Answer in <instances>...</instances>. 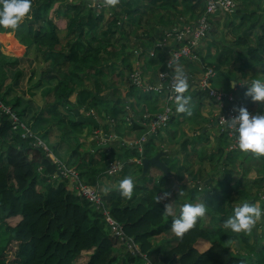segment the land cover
I'll use <instances>...</instances> for the list:
<instances>
[{
    "label": "trees",
    "instance_id": "16d2710c",
    "mask_svg": "<svg viewBox=\"0 0 264 264\" xmlns=\"http://www.w3.org/2000/svg\"><path fill=\"white\" fill-rule=\"evenodd\" d=\"M58 1L32 0L30 18H25L14 31L0 28V34H9V42L11 34L15 36L19 45L11 47H20L23 54L10 56L0 46V226L3 227L0 264H75L86 252L89 255L85 264H264V215L248 233L235 234L224 228V221L234 207L242 202L254 203V199L264 195V156L242 152L238 146L230 151L219 147L212 164H218L223 177L216 183V188H211L209 178L205 179L203 188L199 190L197 181L204 179V170L201 163H195L199 165L196 168L193 160L189 159L196 155L202 162L205 153L196 152L194 137L190 142L187 138L182 142L185 151L181 149L178 165L167 163L169 159H176L170 158L173 150H166L161 156L168 173L159 169L158 186L152 188L149 182L153 177L149 176V171L151 167H157L149 166L143 173L142 163L137 161L151 158L155 152L165 151L164 148L156 149L149 140L140 151L121 141L109 140L108 147L95 150L100 140L93 139L91 152L84 150L73 165L70 159L65 163L79 173L80 182L98 190L114 160L117 163L124 161L117 174L123 172L124 175L135 176L131 199L121 196L119 186H107L101 196L103 206H100L79 197L70 189L69 179L61 174L60 163L38 145L37 135L22 136L25 129L20 121L25 109H19V106L25 92L30 95L40 93L44 98L45 106L34 117L35 121L44 125L48 118L51 121L58 118L55 125L64 130V134L79 138L84 133L93 136L94 131H101L104 136L114 132L124 140L139 134L145 129L146 122L138 125L132 120L126 130H121L126 124L125 108L132 110L146 105V112H156L157 93L160 92L156 95L144 92L132 83L131 78L124 76V73H132V56L137 55L141 62L144 56L149 55L146 71L151 70L155 75L152 68L161 63L160 66L164 65L160 70L173 76L177 67L164 63L162 59V51L169 52L170 48L157 42L163 39L167 43L165 38L174 37L183 30L184 24L194 27L205 11V0H118L114 6L102 0L105 7H89L86 0L84 5L80 0L66 1L63 3V15L68 17L64 29L59 28L49 16ZM234 9L232 15L226 13L224 16L220 11L209 18V35L202 42L206 45L194 50L199 57L197 61H200L198 67L202 65V72L213 67L216 74L217 71L221 74L223 87L217 88L214 83L212 86L223 94V100L227 101L228 97L226 86L234 82L235 88L230 90L233 97L250 113L263 112L264 106L245 95L247 84L240 83L246 80L250 84L254 79L264 81V0H246ZM106 12L110 14L107 18ZM222 19L226 23V33L218 30V20ZM218 34H221L220 39ZM175 42L172 48L187 44L186 38ZM23 63H27L29 72ZM191 71L195 72L194 66ZM26 77L27 81H24ZM111 79L115 82L112 83ZM146 83L158 84L155 77H150ZM121 86L126 91L119 96L118 87ZM103 87L108 91L105 95L101 93L104 92ZM12 90L19 92L15 95ZM12 93L13 98L9 99ZM207 96L210 98L208 90L197 91L191 98L193 105ZM75 108L82 116L90 113L94 118L96 113L93 110H96L98 115H103V121H99L97 127L78 122L73 111ZM133 113L136 119L149 120L142 117L141 111ZM106 119L109 123H105ZM214 119L217 121L216 117ZM173 121L172 117L169 125ZM88 129L93 132L87 133ZM224 131L222 128L219 137L227 146L230 139ZM165 133L168 137L177 138L176 132L173 134L166 130ZM204 137L203 140H207L208 136L204 134ZM172 140L175 139H168ZM92 152L97 157L95 160L91 157ZM254 159L258 160L259 167L251 166ZM138 170L143 173L141 176H136ZM187 170L189 177L196 180V188L187 190L185 187L183 190L181 185L182 191L178 192L190 203L204 202L207 212L183 237H176L171 224L179 214L174 213L171 202L177 203L176 208L184 202L172 193L160 202L157 197L163 194V189L180 186ZM253 170L255 176L252 181L248 176L245 179ZM172 177L175 185L170 183L174 181ZM105 180L111 185L118 182L116 177ZM244 180L248 183L245 186ZM249 187H255L257 193L244 194L243 191ZM194 190L200 194L196 196ZM168 205L172 208V215L165 211ZM260 208L264 209L262 197ZM104 209L121 227L122 236L112 233ZM163 233L165 237L155 243V238ZM172 240L174 245L167 247L166 243ZM238 240L242 250L228 247ZM130 241L137 245L136 253L125 250Z\"/></svg>",
    "mask_w": 264,
    "mask_h": 264
},
{
    "label": "rangeland",
    "instance_id": "374dc122",
    "mask_svg": "<svg viewBox=\"0 0 264 264\" xmlns=\"http://www.w3.org/2000/svg\"><path fill=\"white\" fill-rule=\"evenodd\" d=\"M66 1L72 3V1H75V0H65V1L59 0L58 2H56L54 4L53 8L49 12V16L53 19V21L56 23V25L61 29H64L66 27V23H67L68 15L67 16L63 15V13H64L63 12V9H64L63 3ZM86 1L80 0V3L84 5V2L86 3ZM233 1H234V4L236 5L235 7H237V5L240 2H243L245 0H240V1L237 0L239 2H237L235 0H233ZM98 3L101 4L102 0H98ZM243 3H245V2H243ZM94 4L90 3L89 5L92 7L93 6L97 7V5L96 4L94 5ZM89 5L87 4V6H89ZM234 11H235V9H233L232 12H228V13L230 15H232V13ZM225 14L226 13H224L223 15L225 16ZM109 15L110 14L108 12L105 13L106 18L109 17ZM218 22L220 25L218 27V30L223 32V33H226L227 27L225 26V24H226L225 21L222 19V20H218ZM186 27H184V25H183V29H185ZM177 34L174 37L167 36L165 38L167 43L162 39L161 41L157 42V44L162 45V46H166V44H167L168 47L170 48V50L172 49L171 51L169 50V52L164 51V50L162 51V59H164V63L170 64V65L173 64L175 67L182 68L183 71L185 72V74H191L192 76H194V78L190 79V81L192 83L189 82V88H188V91L186 93V95H188L192 98L193 95L197 91L208 90V89H204V86H201L202 81H203V77H204V73L206 70H204L202 72L201 71L203 69L202 65L200 67H198L200 65V61H197L199 59V57H197L196 59H192V60H187V59H183V60L179 59L178 60L175 58L173 51H175L178 48H176V47L172 48L173 47L172 45L176 44L175 41H176ZM7 35H9V34H5V33L0 34L1 50H3L5 53H8L10 56H22L23 54H22L20 47L19 48L16 47V49L11 47V45L14 46V45L18 44V43H16L17 39L14 38L15 36L13 34H11V36L9 37L11 39V41L9 42V40L7 39ZM218 38L219 39L221 38V34H218ZM11 49H14V50H11ZM204 53L205 52H203V55H204ZM149 59H150V56L146 55V56H144L143 60L140 62V58H138L137 55H133L132 56V69H133L132 73H131V75L124 73L125 77L131 78L132 83H134L133 78H132V74L134 71H140L141 72V75L143 76L142 79H143V81H145V83L147 81H149L150 77L151 78L155 77L156 83L157 82L160 83L157 86H150L151 88L148 87V85L143 84L141 89H140L144 92H148V93L152 92L155 95L157 92H160V93H157L159 95V100H157V103H156V107H158V111L153 112V113L146 112L147 111L146 107H145L146 105H140L138 107H135L132 110H130L128 107L125 108L127 111L126 124H124L122 126L121 130H123V129L126 130V126L128 124L130 125L132 120H133V122L136 121V123L138 125H145L144 122H146V125L144 127L145 129L142 130L139 134H137L135 132L136 134H134L130 139L124 140L123 138L117 136L116 133L110 132V134H109L110 138L107 141H106L105 136L102 134L101 131H94L93 136L87 135L86 133H84L82 135H79V138L76 136H73V135L64 134V130H60V127L55 125V122L58 121V118L54 119L53 121H51V118H48L49 120L44 125H42V124L40 125V123L35 121L34 117H36V115L39 113L40 109H43V107L45 106L44 105V98L40 93H37L35 95H30L29 93L25 92L26 96H24V100L21 103V105L19 106V109H25L24 117L20 121L21 127L23 129H25V132L22 134V136L28 137L30 134L37 135L36 139H37L38 145L44 147L46 149L45 151L49 153V155L52 157V159L55 162L60 163L59 164L60 168L66 169V171H64L63 173H67V175L69 176L70 179H71V174L74 176L77 175L78 177L76 179H78L79 173L76 170H74L72 167H67L65 165L66 161H68L70 159L69 161L71 162L72 165L75 162H77L80 155L82 156V154L84 153V150H88V149L90 150V147H91L90 142L93 139H96V141L100 140V145L108 144L109 140L121 141L122 144L137 147L140 151L143 150L144 144L150 140L152 145L155 148L156 147L157 148H164L165 151L162 150L163 152H166V150H173L174 153L170 155V158H176V159H169V161L167 163L169 165H175L176 166L179 164V161L177 160V158H180L181 149L183 151H185V148L183 147V144H182L183 140H186L188 138L189 140H187V142H190V139L192 137H194L196 139V143H195V147L197 148L196 152H199V153L204 152L205 153V154L203 153L204 157H203L202 162L199 160L198 157L196 158V155L193 159H189V161L193 160L194 164L195 163H201V166L204 170V175L202 176L204 179L197 181L198 185L200 186V187H198V189L200 190L201 188H203V186H204L203 182L207 178H209L212 182L211 188H216V186H217L216 183L218 181H220L223 177V173H222L221 169L218 168V164H215V165L212 164L213 160L216 159V156L218 153L217 152L218 148L222 147V149L224 148L225 150L230 151L232 148L235 149V147L237 145L235 143L236 141L233 140L232 137H230L229 133H227L228 137H229V139H232V140H230V144L227 146L224 144L225 142L222 141V139L219 137V136H221L220 133L222 132L223 127H222V124H220L219 122H217L214 119V117H216V119H217V115H219V113H220V108L216 106L217 105L216 103H214L215 105L212 106L211 102L214 100L211 97L209 98L207 96L211 101H207V100H209L208 98H202L201 100H198L197 102H195V105H193L192 100H191V102H190V110L192 113L191 116H188L184 113L176 112L175 97H173V95H170V93H169L172 91L171 85H170V80H169L168 76L166 74H164V72L162 70H160L161 66L164 64H162L161 66H160L161 63L159 65H154V67L152 69L154 70V73L155 72L156 73H155V75H153L151 70H148V71L145 70L146 69L145 65L149 62ZM23 65L25 67V70L27 72H29V66L27 65V63H23ZM193 66H194L195 72L191 71L193 69ZM143 67H145L144 68L145 72H143ZM208 68H213V67H208ZM106 71H105V73L108 74ZM164 75H166L167 77H164ZM104 77H106V76H104ZM27 78L28 77H26V79L24 81H27ZM216 78L217 79L221 78V74H219L218 71H217L216 76L210 81L211 85H212L213 80H216ZM9 81H10V79H8V82ZM111 82L114 83L115 80L111 79ZM231 83H232V88L234 89L235 87H233V84H235V83L234 82H231ZM240 84H245V85L247 84V86H248L249 82L245 80V81H241ZM211 85H209V87ZM125 86L127 87L128 84H125ZM214 86L218 87V85L215 82H214ZM232 88L230 87V85H228V90H231ZM103 89H104L103 90L104 92H101V93H103L102 95H105V93L108 91L104 87H103ZM151 89H154V90H151ZM157 89H159V90H157ZM12 91L15 92V95L19 92L17 90H12ZM24 91H25V89H24ZM124 91H126V88L124 86L118 87L119 96L123 95ZM208 94L210 95L209 90H208ZM226 94L232 95L233 93L227 92ZM12 98H13V93L9 96V99H12ZM165 98H167V99L165 100ZM29 100H30V102H28ZM128 100L131 101L132 98L131 99L128 98ZM26 105H29V106L27 107ZM0 106H2V105H0ZM135 111H141L144 114L142 117L148 118L149 120L148 121H144V120L141 121L139 118L136 119L137 116L133 113ZM93 113L94 114L96 113L95 119L98 122L103 121L102 120L103 115H98L96 110H93ZM253 113L257 114L260 112L255 111ZM89 114H87V115H89ZM47 115H45V116H47ZM152 115H154V116H156V115L165 116V120L163 122H158L156 124V128H152L150 126V123H149L150 120L152 118H154V116H152ZM172 117L174 118V121L172 122L171 125H169V123H170L169 121ZM14 118L17 120V118L15 116H14ZM128 118L131 119V120L129 119L130 122H129ZM157 118L158 117L156 116V119ZM105 123H109L107 119L105 120ZM166 130L170 131L173 134L176 132L177 138L168 137L169 135L167 133H165ZM88 132L91 133V132H93V130L88 129L87 133ZM224 132H226V131H224ZM203 133L206 136H208L207 140H203V137H204ZM100 136H102V138ZM168 139H175V140L168 141ZM46 146L48 148H46ZM104 147H108V146H104ZM177 149H179V151ZM190 149L192 152H194L192 147H190ZM90 152H91V150H90ZM159 152H155L156 153L155 155H157ZM90 154H92L91 157H93L94 160L97 158L96 155H94L95 152H92ZM28 157L31 158L30 155H28ZM194 160H196V162ZM115 163H117V161L114 160L111 164H115ZM137 163H142V160L137 161ZM110 165L108 167H110ZM117 165H119L120 170H122V167L124 165V161L119 160ZM198 166H199L198 164H195L196 168ZM251 166L252 167H255V166L259 167L258 160L257 159L252 160ZM149 172H151L154 175L153 176L151 173H149V176L153 177L150 179L151 181L149 182L150 187L154 188V187L158 186V181L156 178L158 176L157 174H161V171L159 170V168L157 169V168L151 167ZM253 172H254V170L251 171L248 175H246L245 179L249 178V180L252 181V177L255 176V174ZM109 174L110 173L107 172V174L105 175V179L110 180V179H114L116 177V179H118V182H115V183H113V185H111V183H108L105 179L103 181H101L98 185V190H97L100 196H102V193L105 192V190L107 189V186L118 187L119 182L128 176V175H124L123 172L120 174H117V175L115 173L112 174V175H115V177H111V176H109ZM141 174H143L141 172V170H138L136 176L137 175L141 176ZM189 175H190L189 170L185 171L183 181L180 183V186L174 187L172 189H163V190H161V192L162 193L167 192L169 194L172 193L174 195H178L179 199L182 202H184V204L190 203V202H188V200L185 201L183 195L181 196V194H179V192H178V190L182 191L181 185L184 188L183 190H185V187H187V190L188 189L191 190V187H195L197 182H196V180L191 179L189 177ZM247 176H248V178H247ZM131 177L133 179H135V176L134 177L131 176ZM70 179L68 182V186H70V189H72L71 186H73V185H71L72 183H71ZM173 179H174V181H170V183H174V185H175V178L172 177V180ZM246 184H248V183L245 182V180H244L243 185L245 186ZM84 186H86L88 189H95V187L88 185V184H84ZM244 186H242V189H244ZM260 187L261 186H258V188H260ZM254 188L255 187H249L248 189L244 190L243 192H244V194L255 195L257 193V190H255ZM194 192H195L196 196H198L200 194V192L197 190H194ZM253 197H255V196H253ZM261 197L264 198V195L260 196L259 198L254 199V204H256V206H258V207H260ZM199 198H200V196H199ZM101 199L102 198H100V201H101ZM171 203H173V206H174V209H173L174 213L176 215H178L179 209L183 204L182 205L179 204L178 207L176 208L177 203L176 202H171ZM194 203H196V202H194ZM1 227L2 226H0V239H1V233L3 231V227L2 228ZM256 236H257V234H256ZM164 237H165L164 233L161 234L160 236L156 237L155 243L161 242V240ZM166 244H167L166 245L167 247H171L172 245H174V241L172 240ZM228 247L232 250H235V251H240L243 249L242 244L240 243L239 240L231 242L230 245H228ZM126 248L127 249H125V250L130 252L128 247H126ZM88 255H89V253H87V252L83 253L82 256L76 260L75 264H85L87 262L86 260H87Z\"/></svg>",
    "mask_w": 264,
    "mask_h": 264
},
{
    "label": "clouds",
    "instance_id": "9594fccd",
    "mask_svg": "<svg viewBox=\"0 0 264 264\" xmlns=\"http://www.w3.org/2000/svg\"><path fill=\"white\" fill-rule=\"evenodd\" d=\"M118 0H107L114 6ZM32 0H0V28L16 30L25 18H30ZM235 87V84H233ZM189 88L188 78L182 68L177 67L172 76L171 90L175 96L176 112L191 116V97L186 95ZM246 96L253 102L264 106V81L254 79L248 84ZM238 114L230 119H224V130L235 137L239 150L264 156V112L251 114L247 108L235 109ZM135 181L127 176L119 182L121 196L131 199ZM170 194L158 195L157 200L167 199ZM165 211L172 215L170 205ZM207 206L204 202L185 203L179 209V215L172 220L171 231L176 237H183L191 230L198 218L204 217ZM264 215V209L252 202H242L234 207L232 214L224 221V228L232 233L251 232L255 224Z\"/></svg>",
    "mask_w": 264,
    "mask_h": 264
},
{
    "label": "built area",
    "instance_id": "2783aa9c",
    "mask_svg": "<svg viewBox=\"0 0 264 264\" xmlns=\"http://www.w3.org/2000/svg\"><path fill=\"white\" fill-rule=\"evenodd\" d=\"M96 4L97 7H103L105 6V3L102 2L101 4L98 3V0H87V4ZM94 4V5H95ZM90 6V5H89ZM92 7V6H90ZM95 7V6H93ZM219 7H221L223 10L221 12L223 13H228V12H232L235 5L231 0H205V11L203 13V15L199 18V20L197 21L196 25L194 27H189L187 26L185 29H183L182 31H180L177 34L176 37V41L180 42L182 41L184 38H186L187 44L186 45H182L180 47H178V49H176L175 51H173V54L175 56L176 59H187V60H192V59H196L198 56L195 54L194 50L196 47L200 46V44L208 37L209 35V30H210V24H209V18L211 17V15L220 12ZM166 74V73H164ZM170 80V85L172 83V76L166 74ZM166 75H164V77H167ZM216 76V71L213 68H207L205 73H204V77H203V81L201 86H204V89H208L210 92V97L214 100V102L217 105V107L220 108V113L219 115H217V122H219L220 124H224V119H230L234 116H236L238 114V112L235 109H238L239 107H244L243 103L239 102L238 100H236L233 95H228L227 97V101L223 100L222 95L219 92H217L216 90H214L212 88V86L209 87L210 81ZM132 78H133V82L135 84L138 85L139 88L142 87V85H148V87L150 86H157L160 83L158 82V84L156 85H151L148 83H145V81H143L142 79V75L139 73V71H136L132 74ZM136 85V86H137ZM151 88V87H150ZM154 90V89H151ZM159 90V89H157ZM170 95H173V92H169ZM215 99H214V98ZM9 111V110H8ZM251 114H256V113H251ZM156 116L158 117L156 119ZM154 116V118H152L150 120V126L152 128H156V124L158 122H163L165 120V116H160V115H156ZM14 120L16 121V119L14 118ZM155 120V121H154ZM219 120V121H218ZM164 124V123H163ZM224 129V127H223ZM228 133V132H227ZM233 140H235V137L231 136ZM230 139V140H232ZM236 141V140H235ZM237 144V142H235ZM238 146V145H236ZM236 148V147H235ZM64 171H66L65 168H61V174L64 176V178L70 179L69 176L67 175V173H63ZM120 171V166L117 165V163L115 164H111L108 172L112 175L116 172ZM78 176L77 175H72L71 174V186L73 191L76 192V194L79 197H84L87 199H90L91 201H94L95 203H97L100 206H103L102 204V199L100 201L101 196L99 195L97 189H88L86 186H84V183L80 182V179H76ZM104 214L107 217V222L109 223L112 233L115 234L116 236H122L123 233L121 231V227L114 221L112 220L109 215H108V210L104 209ZM127 247L130 250L131 253H136L138 251L137 245L135 243H133L132 241L127 242ZM146 258V257H145ZM146 264H149L148 262Z\"/></svg>",
    "mask_w": 264,
    "mask_h": 264
},
{
    "label": "water",
    "instance_id": "95a60500",
    "mask_svg": "<svg viewBox=\"0 0 264 264\" xmlns=\"http://www.w3.org/2000/svg\"><path fill=\"white\" fill-rule=\"evenodd\" d=\"M219 10L222 11L223 9L221 7H219ZM73 111H74V113L76 115V119H77L78 122L90 123L94 127H97L99 125V122L92 115L89 114V115H86V116H82L76 108L73 109ZM105 139L108 140L109 136H105ZM104 146H108V144L98 145L95 148V150L104 148ZM164 154H165V152L160 151L154 157L147 158V159H142L143 173L147 172L149 166H155V167L159 168L161 171H163L164 173H168L167 166H165L164 163L161 162V156L164 155Z\"/></svg>",
    "mask_w": 264,
    "mask_h": 264
},
{
    "label": "crops",
    "instance_id": "0c3cea01",
    "mask_svg": "<svg viewBox=\"0 0 264 264\" xmlns=\"http://www.w3.org/2000/svg\"><path fill=\"white\" fill-rule=\"evenodd\" d=\"M243 2H246V0L243 1ZM222 14H224V13H222ZM186 26H188V25H187V24H184V27H186ZM205 45H206V44H205ZM205 45H204L203 43L200 44V46H203V47H204ZM187 75H188V79H189V78H190V79H191V78H194V76H192L191 74H187ZM190 79L188 80V84H189V82L192 83V82L190 81ZM214 82L218 85L217 88H219V87H223V85H224V83H223V81H222L221 79H217V78H216V80H213L212 84H213ZM211 86H212V85H211ZM230 87L232 88V83H231V82H230ZM212 88H213V86H212ZM213 89H214V88H213ZM214 90H215V89H214ZM227 92L230 93V90H228V87L226 86V91H225V93H227ZM204 98H205V97H204ZM207 101H211V100L209 99V100H207ZM214 103H215V102L212 101V102H211V105H212V106L215 105Z\"/></svg>",
    "mask_w": 264,
    "mask_h": 264
}]
</instances>
